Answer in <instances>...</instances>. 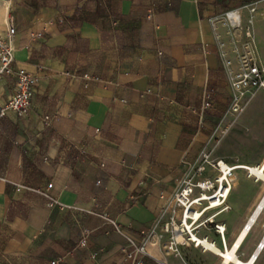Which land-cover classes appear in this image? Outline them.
I'll list each match as a JSON object with an SVG mask.
<instances>
[{
    "label": "crops",
    "instance_id": "obj_1",
    "mask_svg": "<svg viewBox=\"0 0 264 264\" xmlns=\"http://www.w3.org/2000/svg\"><path fill=\"white\" fill-rule=\"evenodd\" d=\"M7 5L15 64L36 83L26 110L0 117V264H222L189 242L168 248L163 223L173 213L162 196L203 151H216L245 59L264 69V0H0V36ZM34 9L50 11L51 23L31 19ZM232 9L244 24L227 22ZM10 86L0 78V104ZM207 92L213 105L203 111ZM13 183L47 189L71 209ZM236 191L218 217L231 246L244 226L223 214L246 213L256 198ZM200 233L220 244L213 228ZM263 239L264 225H254L239 258Z\"/></svg>",
    "mask_w": 264,
    "mask_h": 264
},
{
    "label": "built area",
    "instance_id": "obj_2",
    "mask_svg": "<svg viewBox=\"0 0 264 264\" xmlns=\"http://www.w3.org/2000/svg\"><path fill=\"white\" fill-rule=\"evenodd\" d=\"M251 12L255 10L250 7ZM31 19L43 25L51 23L53 14L46 9H34L31 12ZM227 22L231 26L242 24V16L238 9L225 12ZM3 21L5 34L0 36V78L8 77L11 80L10 93L3 104H0V117L6 112L24 111L29 106L31 95L35 88L36 79L26 69L15 64V47L13 37L16 34V20L10 11L9 5L4 9ZM40 34H38L39 36ZM249 38L252 37L251 28L247 30ZM113 83V81H109ZM233 94L231 97V109L239 112L243 104L244 94L251 88L264 89V69L252 58H246L241 72L237 73L231 80ZM211 93L207 92L204 97L202 110L206 111L212 107ZM47 119V117H46ZM206 164L210 165L214 176L198 175L197 171L205 172ZM237 165H230L223 159L214 160L210 151H203L199 163L196 166L187 165L184 174L178 185L168 196H162L165 200L163 210H170L173 216L163 223V230L171 233L168 248L177 251L178 245L187 242L203 251L211 252L216 242L207 235H202V228L211 227L214 229L221 243L218 244L227 252L231 243L226 242V224L218 217L227 210L229 191L232 187L233 172ZM249 171V169H246ZM15 185L16 191L35 190L45 196L50 206L58 205L60 209H71V207L60 204L56 198L48 194L47 189L36 190L24 184ZM87 215H98L96 212L87 211ZM117 231H121L115 220L110 219ZM90 235V230L82 227L78 241L79 246H86ZM183 239V241H181ZM134 244V243H133ZM137 251L145 253V246L139 245ZM224 259V255H218ZM140 261V260H139ZM59 260L51 261V264H58Z\"/></svg>",
    "mask_w": 264,
    "mask_h": 264
},
{
    "label": "rangeland",
    "instance_id": "obj_3",
    "mask_svg": "<svg viewBox=\"0 0 264 264\" xmlns=\"http://www.w3.org/2000/svg\"><path fill=\"white\" fill-rule=\"evenodd\" d=\"M242 24H244L243 21ZM260 89L263 88L250 89L252 93L245 99L239 112L232 111V101H229L222 115V119L228 117L226 119V126L223 130V134L217 141L216 151L211 152V156L214 160L223 159L231 163L237 161L235 164L238 162L255 164L262 161L258 165H251L262 167L261 164L264 162V92L262 94H257V91H260ZM197 173L199 176H201V174L204 175V177L215 175L211 166L207 164L205 172L197 171ZM240 174L241 172L237 170L236 175L239 176ZM242 187H244V193L246 195L256 196L254 204L252 205L254 207H251L252 209L250 208L251 210H248L246 213L227 215L226 212L223 214L222 218L228 222V225L244 226L252 211L264 195V181L260 180L259 182V180H254L244 175L242 184L238 190ZM227 204L230 206L228 202ZM229 210L230 208L227 211ZM256 225H264V211L260 215ZM207 228L212 229L211 227ZM228 248L230 249L229 246ZM262 257H264V252Z\"/></svg>",
    "mask_w": 264,
    "mask_h": 264
},
{
    "label": "bare ground",
    "instance_id": "obj_4",
    "mask_svg": "<svg viewBox=\"0 0 264 264\" xmlns=\"http://www.w3.org/2000/svg\"><path fill=\"white\" fill-rule=\"evenodd\" d=\"M243 100H245V97L243 98ZM228 163L230 165H236L235 163H230V162H228ZM246 169H249V171H247ZM237 170H239L241 172V174L239 176L236 175ZM244 175H246L247 177H251L255 180L264 181V171H261L260 166L237 165V169L233 172L232 187L229 191L228 201H229L232 193H234L236 190H238V188L241 186ZM229 208H230V206L227 207V210ZM263 211H264V195L262 196L261 201L258 204V206L252 211L251 215L248 218L247 223L244 225L243 230L241 231L237 240L232 244L231 248L228 249L227 252H225L221 248V246L218 245L217 243L215 244L214 247H212V249H211L212 253H214L216 255H220V254L224 255V259H222V264H255L258 255L264 249V239L260 245V248L257 250V252H255L253 257L246 262L242 261L239 258L238 250L241 247V245H242L243 241L245 240V238L247 237V235L252 230L253 226L257 224V221H258V219H259V217ZM225 239H226V241H228L227 234L225 235ZM181 241H183V239H181ZM220 243H221V239H220Z\"/></svg>",
    "mask_w": 264,
    "mask_h": 264
}]
</instances>
